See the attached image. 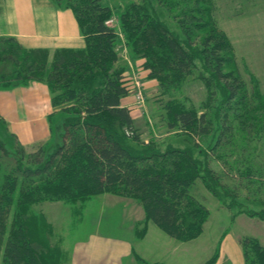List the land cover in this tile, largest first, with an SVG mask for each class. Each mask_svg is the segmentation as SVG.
Returning <instances> with one entry per match:
<instances>
[{
	"label": "trees",
	"instance_id": "trees-1",
	"mask_svg": "<svg viewBox=\"0 0 264 264\" xmlns=\"http://www.w3.org/2000/svg\"><path fill=\"white\" fill-rule=\"evenodd\" d=\"M53 1L75 12L84 47L52 52L26 48L16 37L0 36V89L44 81L55 112L50 140L31 146L28 152L29 147L9 132L0 116V262L62 263L63 251L49 239L50 223L44 215L30 213L33 205L47 201L79 202L103 193L134 198L147 219L167 235L191 241L202 234L211 215L191 192L200 180L224 205L229 200L227 207L241 208L233 216L243 213L264 220V209L243 208L238 187L210 163L211 155L223 159L218 149L233 142L234 115L246 121L251 103L256 107L250 112L264 109L259 86L248 84L237 68H228L231 43L212 16L211 2L187 0L184 14L176 16L183 38L168 28L148 0L130 4L121 14L130 53L145 59L149 76L158 82L156 98L148 100L149 119L158 116L168 135L194 139L193 147L170 144L162 150L147 145L131 109L122 105L132 88L118 50L120 37L106 23L113 8L104 0ZM6 62L12 63L10 70L2 67ZM197 74L208 87L220 88L218 110L228 107L219 135L206 110L186 107L176 97L158 101L168 88ZM232 100L244 109V116ZM253 121L250 130L264 122L258 117ZM209 135L213 140L204 147L201 139ZM11 138L14 145L5 140ZM248 177L249 173L243 178ZM240 243L245 264H264V245L258 238L242 237Z\"/></svg>",
	"mask_w": 264,
	"mask_h": 264
},
{
	"label": "rangeland",
	"instance_id": "rangeland-1",
	"mask_svg": "<svg viewBox=\"0 0 264 264\" xmlns=\"http://www.w3.org/2000/svg\"><path fill=\"white\" fill-rule=\"evenodd\" d=\"M143 1L104 0V4H108L113 8L112 16L106 23L111 25L120 37L121 42L118 45L120 53L130 51L125 42V33L122 30L121 14L130 4H140ZM148 1L168 28L183 38V29L176 16L181 17L184 14L188 8L186 5L189 4L187 0ZM209 1L212 5V16L231 43L232 60L228 68H237L248 84H257L264 101V0ZM135 59L136 57L131 58L133 61ZM5 66L10 70L12 63H3L2 67ZM131 68L134 70L133 67ZM132 82L130 94L135 97L138 105V115H136L137 126L142 133V139L146 141L147 145L152 144L162 150L170 144L180 147H193L194 139L192 136H180L176 133L168 135L166 134V129L160 127L158 116L156 120L153 118L152 120L149 119L151 104L148 100L156 98L158 87L152 90L146 89L143 81L137 75H135ZM219 89V87H215V90L208 87L205 81L197 74L188 77L184 83L168 88L166 92L158 96V101L163 103L169 97H176L186 107H196L206 110L213 120L214 128L216 130L219 129L217 130L219 135L220 124L223 123L225 110L228 109V107L224 106V108L222 107L220 108L221 110H218V105L222 98V93ZM237 98L240 99L239 103L242 104L241 97L238 96ZM230 103L238 109L237 113L244 116V109L238 106V102L237 104L235 100H232ZM158 107L161 108V112H165L162 104H158ZM255 107V104L251 103L249 109L252 110ZM251 110H249L248 116H246V121H242L240 117H235V115L233 120V112L231 113V119L234 124V140L230 145L218 149L223 159H214L211 155L210 163L211 167L218 173L226 174L225 177H228L231 181L230 185L240 189V191L238 189L236 191L239 195V201L243 203V208L261 210L264 209V122L262 125H255L256 127L254 126L255 128L253 127L251 130L248 127L257 117L264 121V109L261 108V110L258 109L255 112H250ZM5 140L9 141L10 145H14L12 138ZM212 140L213 135L202 137L201 144L206 147ZM135 145L139 147V145ZM32 150V147H29L27 152ZM247 168L252 169V171L245 173ZM248 173V179L243 178ZM191 192L203 201L211 212L199 240H197L195 245L190 247V250L197 251L195 252V258H202V260L198 261L194 258L193 260L197 261L195 264H202L213 256L216 251L215 248L219 243L218 241L226 233L240 236V238L254 236L264 245V220L243 213L233 216L241 208L236 207L235 209H231L227 207L226 205L229 203V200L224 205L211 194L200 180L195 183ZM136 204L143 208L138 200L134 198L103 193L79 202H42L33 205L30 213L35 216L44 215L45 220L50 223V228L47 229L50 241L61 248L62 251H66L65 247L70 242L72 243L86 237L91 231L99 230L104 233H119L120 230L117 225L121 221L125 223L121 212L123 206H135ZM145 219H147L146 212ZM147 221L149 220L147 219ZM141 226H143L142 230L144 228L146 230V226ZM142 230L141 234H143ZM65 254L63 252L62 258H64ZM191 259V255H189L187 260L190 262ZM0 264L2 263L0 262Z\"/></svg>",
	"mask_w": 264,
	"mask_h": 264
},
{
	"label": "crops",
	"instance_id": "crops-1",
	"mask_svg": "<svg viewBox=\"0 0 264 264\" xmlns=\"http://www.w3.org/2000/svg\"><path fill=\"white\" fill-rule=\"evenodd\" d=\"M0 36L16 37L26 48L52 52L85 45L75 12L59 7L53 0H0ZM121 56L127 65V82L131 88L135 75L146 89L157 87V80L144 67V58L133 61L130 51L122 52ZM122 105L129 107L137 118L138 105L132 94L122 99ZM54 113L50 89L44 81L0 89V116L9 132L25 147L50 140ZM121 212L125 223L121 221L117 225L119 233L91 231L86 237L70 242L64 246L66 254L61 264H195L202 260L195 258L196 250H190L200 236L191 241L170 237L145 219V211L138 204L123 206ZM141 225L146 226L145 232ZM224 235L213 256L202 264H245L240 236Z\"/></svg>",
	"mask_w": 264,
	"mask_h": 264
}]
</instances>
